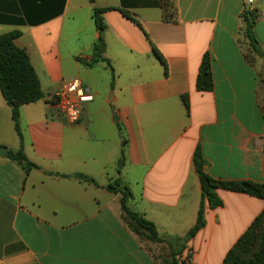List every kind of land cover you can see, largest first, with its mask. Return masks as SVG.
Segmentation results:
<instances>
[{"label":"crops","instance_id":"0c3cea01","mask_svg":"<svg viewBox=\"0 0 264 264\" xmlns=\"http://www.w3.org/2000/svg\"><path fill=\"white\" fill-rule=\"evenodd\" d=\"M175 8L168 21L161 0H0V35L22 33L16 45L45 95L21 108V143L0 90V147L8 150L0 158V264H162L107 187L121 181L133 194L129 207L161 238H184L202 201L198 147L210 177L264 183V0H175ZM95 9H110L102 34ZM246 12H256L261 55L245 35ZM101 36L104 61L94 63ZM207 53L214 89L200 92ZM72 81L94 96L77 125L51 103ZM21 150L36 169L9 159ZM76 173L97 185L56 176ZM218 195L224 206L207 211L185 264H222L264 211V200Z\"/></svg>","mask_w":264,"mask_h":264},{"label":"trees","instance_id":"16d2710c","mask_svg":"<svg viewBox=\"0 0 264 264\" xmlns=\"http://www.w3.org/2000/svg\"><path fill=\"white\" fill-rule=\"evenodd\" d=\"M92 1V0H91ZM161 7L166 20H173L176 14L175 0H161ZM110 9H95L94 21L102 34L106 28L103 14ZM124 15L133 21L137 26L140 23L128 13ZM246 32L245 35L250 41L254 51L261 55L257 45L258 42L253 35V27L257 20L256 12H246ZM22 36L20 31H13L0 35V90L6 103L12 108V118L16 132L23 142L21 131V108L25 105L33 104L45 98L38 75L30 61L28 53L16 45V40ZM105 50L104 39L101 36L95 46L94 63L104 61ZM154 55L167 70L163 57L158 50L152 46ZM264 57V55H263ZM197 89L200 92H210L214 89V78L212 73V60L209 53L205 54L197 79ZM183 103L190 114V101L188 96H183ZM125 146V142H124ZM9 159L17 162L26 172L36 169L37 166L30 162L23 151L9 153ZM125 164V151L122 150V158L119 162V169ZM207 161L201 147L195 153V168L202 185V201L198 212V217L194 227L184 238L163 239L159 236L154 223L148 221L142 215L134 212L129 207V202L133 198L131 190L124 186L121 181H116L109 185L107 190L114 195H121V206L125 221L131 230L141 239L152 244H168L171 247L172 255L170 260H165L162 264H180L177 253H181L186 248V244L194 239L206 227V213L208 210H215L224 206L222 199L218 195L219 190L230 191L239 194H246L264 200V183L253 181H221L210 177L205 172ZM61 178L74 179L81 183L97 185L93 178L84 174L56 175ZM175 244L180 247L175 248ZM222 264H264V211L254 220L248 230L238 239L234 246L227 252Z\"/></svg>","mask_w":264,"mask_h":264},{"label":"built area","instance_id":"2783aa9c","mask_svg":"<svg viewBox=\"0 0 264 264\" xmlns=\"http://www.w3.org/2000/svg\"><path fill=\"white\" fill-rule=\"evenodd\" d=\"M249 3H253V0H249ZM93 100L94 96L82 89L77 81L62 85L51 97L52 105L70 125L79 124L83 106Z\"/></svg>","mask_w":264,"mask_h":264},{"label":"rangeland","instance_id":"374dc122","mask_svg":"<svg viewBox=\"0 0 264 264\" xmlns=\"http://www.w3.org/2000/svg\"><path fill=\"white\" fill-rule=\"evenodd\" d=\"M174 246H176L175 248H178L181 245L179 246L178 244H175ZM156 247L157 248L154 251L156 252L157 255H159L161 262H163L165 258L167 260H170V255H172L173 250L171 249V247H169L168 244H156ZM191 257H192V252L191 251L185 252V249L182 250L181 253H177L176 255V259L180 264H185L187 259H190Z\"/></svg>","mask_w":264,"mask_h":264},{"label":"water","instance_id":"95a60500","mask_svg":"<svg viewBox=\"0 0 264 264\" xmlns=\"http://www.w3.org/2000/svg\"><path fill=\"white\" fill-rule=\"evenodd\" d=\"M8 154V150L0 147V158H6Z\"/></svg>","mask_w":264,"mask_h":264}]
</instances>
